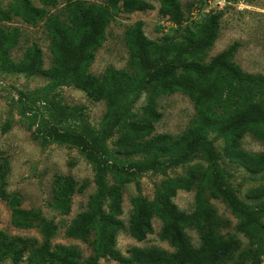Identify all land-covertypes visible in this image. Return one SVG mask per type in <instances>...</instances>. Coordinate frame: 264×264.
Returning <instances> with one entry per match:
<instances>
[{
  "label": "rangeland",
  "instance_id": "obj_1",
  "mask_svg": "<svg viewBox=\"0 0 264 264\" xmlns=\"http://www.w3.org/2000/svg\"><path fill=\"white\" fill-rule=\"evenodd\" d=\"M135 1L112 5L108 0H0V37L6 44L0 51V184L10 196L21 197L22 209L38 212L57 229L49 240L48 252L34 257L43 236L36 228L14 227L11 210L0 199V264H58L64 256L67 264H165L153 255L155 252H163L173 264H186L183 259L196 264H251L241 254L249 247V240L235 229L239 218L223 199L212 194V179L218 172L245 203L264 200V140L247 132L233 144L229 134L200 128V111L181 92L160 95L155 110L161 117L153 123V131L134 137L129 127L143 117L148 103L145 91L125 95L109 112L104 100L62 83L57 76L16 72L9 66V60L20 61L32 45H37L42 54L41 70L52 69L51 47L56 33L76 41L88 17L103 11L108 21L104 40L93 52L86 72L99 79L110 69L132 74L126 32L135 22L142 23L146 37L172 52L185 34L198 31L210 13H220L218 37L200 61L206 63L238 42L232 61L244 72L264 75V0H174L170 6H163L162 0H143L151 4L146 9L134 8ZM21 95L37 106H42V101L64 105L70 115L61 127L87 139L101 136L111 123L110 135L94 145L101 158L120 166L152 163L154 168L132 173L107 169L104 192L98 195L96 165L77 146L37 135L38 121L30 113H22ZM122 112L124 116H119ZM259 128L264 130V124ZM196 133L211 142L215 158L199 151L182 164H170L169 160L183 151L172 142ZM159 135L170 137L161 148L155 145ZM120 140L126 145L120 146ZM181 178L194 179L190 190H177L171 198L178 209L186 214L197 209L195 194L202 189L206 203L200 212L214 213L219 224L199 216L203 229L193 224L185 227V242L176 246L161 236L163 222L154 215L152 232L143 240L134 239L129 227L136 205L155 203L160 192ZM113 193L121 196L119 215L111 211ZM90 199L93 208L87 240L68 237L66 230L72 220L90 211ZM114 219L123 223V229L113 237ZM261 223L259 240L250 247L258 249L260 264H264V218ZM203 248L206 250L201 252Z\"/></svg>",
  "mask_w": 264,
  "mask_h": 264
},
{
  "label": "trees",
  "instance_id": "obj_2",
  "mask_svg": "<svg viewBox=\"0 0 264 264\" xmlns=\"http://www.w3.org/2000/svg\"><path fill=\"white\" fill-rule=\"evenodd\" d=\"M52 1L49 0V2ZM120 1L108 0L112 5ZM162 2L163 6H170L174 0H162ZM135 4L134 8L136 9L151 8V4L143 0H136ZM220 18V13H210L198 31L185 34L172 52L146 37L142 23L135 22L126 32V44L130 53L129 63L134 71L132 74L110 69L102 79H99L86 72L93 60V52L100 47L104 40L108 21L103 11L88 17L85 30L76 41L68 40L62 32L56 33L51 47L54 56L52 69L41 70L42 54L37 45H32L20 61L9 60L8 63L11 70L16 72L34 74L41 72L49 76H57L62 83L72 84L75 88L104 100L109 112L125 95L145 91L148 103L143 117L139 122L131 123L129 127L134 137L147 136L153 131V123L161 117V114L155 110V100L160 95L181 92L187 95L200 111L201 115L198 120L200 128H214L221 135L229 134L233 144H237L247 132L264 140V130L259 128V125L264 124V75L244 72L232 61L240 44L233 42L215 54L208 62L200 61L218 37ZM5 45L1 36L0 51L5 50ZM27 99L23 95L20 96L22 113H30L37 119V135L44 136L47 140L56 139L77 146L85 157L96 165L98 195H102L104 192V175L107 169H114L120 173H132L154 168L152 163L135 162L120 166L101 158L94 149V145L97 141L105 140L110 135L113 129L111 123L104 129L101 136L87 139L83 135L61 127V124L70 115L61 103L42 101V106H37L34 101ZM124 114V112L119 113V116H124ZM157 139L159 141L155 145L157 148H161L167 144L170 137L159 135ZM182 142H184L183 145ZM119 144L122 147L126 145L123 140H120ZM147 145L144 142L142 148L146 150ZM172 145L178 148L182 147L183 150L179 155L169 160L172 165L184 163L191 155L199 151L205 152L212 160L216 156L211 142L200 133H196L188 139H176ZM193 179L181 178L173 181L171 187L158 194L155 203L136 205V213L129 227V234L138 241L143 240L147 234L152 232L151 219L157 215L163 222L161 236L169 240L170 243L181 246L185 242L183 234L185 227L193 224L198 230L203 229L199 216L208 218L218 225L219 220L214 213L200 212V206L206 203L203 199L202 189L195 194L198 208L190 214L179 210L171 200L177 190H190ZM212 187V194L223 199L231 212L239 218L235 227L237 232L249 240V247L241 251V254H245L251 264H260L258 249L250 246L258 242V232L263 228L261 220L264 218V200L254 204L245 203L218 172L213 173ZM112 198L111 211L114 215H119L121 214V196L118 193H113ZM0 199L6 201L11 210V224L14 227L36 228L43 236V242L36 249L34 257H40L47 253L49 240L57 231L55 224L46 221L38 212L22 209L20 207L21 197L10 196L2 184H0ZM92 208L93 199H90L88 203L90 211L84 212L72 220L66 230L68 237L82 241L87 240ZM112 229L114 237L116 231L123 229V223L114 219ZM205 250L206 248H203L201 252ZM116 254L118 255V253ZM153 255L165 264L174 262L163 252H155ZM232 257L233 255H230V258ZM183 260L186 264H196L194 261ZM233 262V264H238ZM58 264H67V257L64 256Z\"/></svg>",
  "mask_w": 264,
  "mask_h": 264
}]
</instances>
